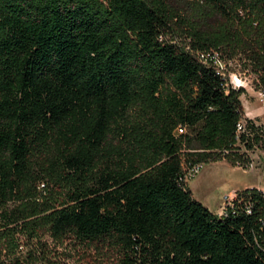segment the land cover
<instances>
[{
  "label": "trees",
  "instance_id": "obj_1",
  "mask_svg": "<svg viewBox=\"0 0 264 264\" xmlns=\"http://www.w3.org/2000/svg\"><path fill=\"white\" fill-rule=\"evenodd\" d=\"M215 56L264 94V0H0V264H264V191L184 177L264 143Z\"/></svg>",
  "mask_w": 264,
  "mask_h": 264
},
{
  "label": "rangeland",
  "instance_id": "obj_2",
  "mask_svg": "<svg viewBox=\"0 0 264 264\" xmlns=\"http://www.w3.org/2000/svg\"><path fill=\"white\" fill-rule=\"evenodd\" d=\"M171 38L180 44L189 42V39L179 31ZM219 61L228 81L245 91L241 96L244 119L254 121L264 132V94L257 86V75L244 64V61L238 59L229 62L223 59ZM235 152V159L244 162L242 166H234L228 161L204 163L200 171L189 180L188 187L193 197L215 215L223 213L224 201L230 192L250 189L264 191V143L252 152H247L244 148ZM44 239L51 242L48 236ZM115 256L112 251L103 249L96 257L97 261L93 258L90 262L117 264Z\"/></svg>",
  "mask_w": 264,
  "mask_h": 264
},
{
  "label": "built area",
  "instance_id": "obj_3",
  "mask_svg": "<svg viewBox=\"0 0 264 264\" xmlns=\"http://www.w3.org/2000/svg\"><path fill=\"white\" fill-rule=\"evenodd\" d=\"M209 57V55H208ZM202 58H205V55H202ZM214 59L217 60V64L219 66V70L222 74H224L223 72V69L221 68V65L219 64V59H218V56H215L213 57ZM235 87V86H234ZM184 132V129L183 128H179L177 130V133L178 134H182ZM202 168V165H195L191 168H187L186 171H185V180L188 182L191 178H193L199 171L200 169ZM236 196L237 194L232 198L230 196H227L225 198V201H224V208H223V213L221 214V216H227L230 212L234 211L235 210V200H236Z\"/></svg>",
  "mask_w": 264,
  "mask_h": 264
},
{
  "label": "crops",
  "instance_id": "obj_4",
  "mask_svg": "<svg viewBox=\"0 0 264 264\" xmlns=\"http://www.w3.org/2000/svg\"><path fill=\"white\" fill-rule=\"evenodd\" d=\"M188 183V186H189V181L187 182ZM237 194V191H233V192H230L228 196L230 197H234L235 195ZM213 213V212H212ZM219 216V215H218Z\"/></svg>",
  "mask_w": 264,
  "mask_h": 264
}]
</instances>
